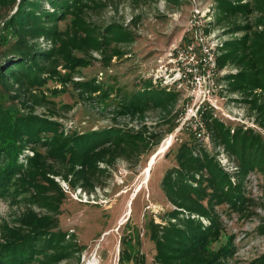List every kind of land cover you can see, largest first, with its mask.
I'll return each mask as SVG.
<instances>
[{"label": "trees", "instance_id": "16d2710c", "mask_svg": "<svg viewBox=\"0 0 264 264\" xmlns=\"http://www.w3.org/2000/svg\"><path fill=\"white\" fill-rule=\"evenodd\" d=\"M91 4L95 0H19L2 22L0 197L32 190L31 202L42 204L46 214L29 210L20 218L17 229L7 230L0 240V264H59L80 253L74 235L58 230L60 205L66 195L62 191L55 196L47 194L51 188H58L54 178L60 177L74 188L92 187L116 158L126 157L131 151L140 154L139 148L144 150L156 137L113 127L66 132L54 113H35V106L41 102V106L52 105L53 101L43 96L37 101L33 94L48 82L61 84L62 90L70 83L80 94L105 92L96 79L72 80L79 69L86 67V61L72 55V49H81L83 38H90L93 33L84 24V12ZM215 5L214 26H223L225 34L232 36L216 49L218 69L225 72L219 82H227L228 92L239 96L235 101L244 104L248 116L264 128V0H215ZM68 17L69 23L61 30L59 23ZM237 17L245 21L240 22ZM106 32L110 34L106 39L115 36L120 40L124 36L125 41L133 40L117 25L107 27ZM41 38L49 41L50 47L41 48ZM151 86L150 81H145L144 89L134 93L122 109L138 112L145 105H163L178 96L174 87L166 92V87ZM5 98L17 102L19 108L5 105ZM200 120L214 149H222L234 163V172L229 174L222 169L215 155L190 134V140L174 149L176 166L167 169L160 182L173 209L166 212L163 225H151L149 229L155 250L152 262L145 263L143 257L132 256L125 249L119 254L118 264H230L234 253L232 238L226 237L224 243L213 248L223 231L216 208L227 206L234 212H243L252 202L244 183L253 172L264 179V138L250 127L231 128L205 108ZM27 149L34 156H25L21 162L19 158ZM39 178L43 184L36 182ZM258 231L264 234V219ZM263 263L264 256L250 264Z\"/></svg>", "mask_w": 264, "mask_h": 264}, {"label": "rangeland", "instance_id": "374dc122", "mask_svg": "<svg viewBox=\"0 0 264 264\" xmlns=\"http://www.w3.org/2000/svg\"><path fill=\"white\" fill-rule=\"evenodd\" d=\"M18 2L0 0V35L3 33L2 22L12 14ZM43 7L49 9L47 4ZM192 10H197L209 22L206 33L211 40L220 45L232 37L225 34L223 26H214L217 16L215 0H95V4L84 12V24L93 33L90 38H83L81 49H72V55L86 61V67L79 69L72 80L96 79L105 92L80 94L70 83L66 84L65 91L61 84L48 82L33 93L37 101L45 97L55 104L41 106V102L40 106H35V113H54L66 132L85 133L113 127L122 131H140L146 136L156 135L144 150L139 148L140 154L131 151L126 157L116 158L113 166L99 178L100 182H95L92 187L75 186V189L60 177L54 178L58 188H51L47 194L55 196L62 191L66 195L60 205L58 230L74 235L80 246L79 255L59 264H118L119 254L125 249H129L132 256L143 257L145 263L152 262L155 250L149 240V229L151 225H163L166 212L173 209L160 188V182L165 171L176 166L174 149L181 142L190 140V134L193 136L191 124L183 119L185 96L173 84L175 71L169 72L171 60L177 56L174 49L187 42V21ZM237 20L245 21L243 17H237ZM69 21L68 17L60 22L59 28L65 29ZM112 25L122 27L133 40L125 41L124 36L120 40L115 36L106 39V35L110 36L106 28ZM38 43L41 48L50 47V42L42 38ZM61 67L58 66V70L65 73ZM145 81H150L153 89L166 87V92H171L170 88L174 87L178 96L163 105H145L142 111L125 112L123 106L134 93L144 89ZM221 84L223 103L221 109L213 112L215 116L231 128L250 127L264 138V128L248 116L244 104L235 101L239 96L228 92L227 82ZM4 104L19 108L17 102L6 98ZM63 105L68 107L63 109ZM204 130L207 139L197 141L215 155L222 169L232 174L234 163L227 159L222 149H214L206 128ZM170 137V147L158 155ZM154 155L158 158L148 183L143 184L145 169ZM25 156L33 157L34 152L24 150L19 158L21 162ZM103 165L99 164L100 167ZM36 182L44 183L41 178ZM244 185L252 202L243 212H234L227 206L216 208L223 231L213 248L224 243L226 237L232 238L234 253L230 264H250L264 256V234L258 231L264 219L263 176L250 173ZM139 187L140 191L136 192ZM33 192L0 197V240L6 236L7 230L17 229L20 218L27 211L41 216L46 214L42 204L31 202ZM32 264L44 263L35 261Z\"/></svg>", "mask_w": 264, "mask_h": 264}, {"label": "built area", "instance_id": "2783aa9c", "mask_svg": "<svg viewBox=\"0 0 264 264\" xmlns=\"http://www.w3.org/2000/svg\"><path fill=\"white\" fill-rule=\"evenodd\" d=\"M208 24L197 10H192L187 21V42L174 49L177 56L169 68V72L175 71L173 84L185 96L183 119L191 124L192 134L201 142L207 139L200 122L201 110L215 112L223 103L219 82L223 71L218 69L216 59L219 43L206 33Z\"/></svg>", "mask_w": 264, "mask_h": 264}, {"label": "bare ground", "instance_id": "6f19581e", "mask_svg": "<svg viewBox=\"0 0 264 264\" xmlns=\"http://www.w3.org/2000/svg\"><path fill=\"white\" fill-rule=\"evenodd\" d=\"M171 141H172V138L170 137L169 140L167 141V143H166L165 145H163V147L161 146L162 148L159 149L160 152H159L158 155H160L161 152H162V153L165 152V151L170 147V145H171ZM157 158H158V156L154 155V156L150 159L149 164H148V166H147L146 169H145V173H144L145 178H144V183H143V184L148 183V180H149V177H150L151 169H152L153 165L155 164ZM140 189H141V188L139 187V188L137 189L136 192H139ZM135 196H136V194L133 195V198H134ZM127 213L129 214V211H128V210H127Z\"/></svg>", "mask_w": 264, "mask_h": 264}]
</instances>
